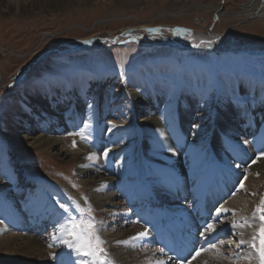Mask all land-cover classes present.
<instances>
[{
    "label": "rangeland",
    "instance_id": "rangeland-1",
    "mask_svg": "<svg viewBox=\"0 0 264 264\" xmlns=\"http://www.w3.org/2000/svg\"><path fill=\"white\" fill-rule=\"evenodd\" d=\"M249 1L145 0L131 7L123 6L117 0L63 3L52 0L33 6H30L31 0L0 1V195L8 201L15 197L21 187L18 174L25 172V179L38 181V186L33 187L49 199L58 215L50 224L43 215L34 220L35 226L23 223L28 236L38 238L46 248L50 246L49 249L57 253L66 250L60 243H53L60 224H67L69 217L75 218L77 223L83 221L85 227L91 223L92 234L102 241L100 247L104 254L100 260L114 264L107 249L109 241L102 238L103 231L98 227L116 228L124 217L117 215L115 219L120 222L112 223L111 218L97 215L90 207L88 187L79 184L85 179L77 177L75 164H65L64 159L52 152L29 148L28 142L37 136L50 135L60 126H71L67 133L69 141L89 150L94 149L103 137L107 155L100 157V161L110 163L115 155L121 157L119 165L107 177L118 178L126 171H132L135 180L149 185L151 182L146 179L147 169L141 153L140 125L150 108L137 107L133 95L156 101L158 107L152 113L157 117L160 132L168 140L174 138L170 143L174 142L177 148L185 146L178 137L179 127L184 126L189 136L186 146L196 145L201 150L199 136L217 125V110L226 104H257L259 108L254 110V115L263 119L252 137L262 138L264 13L258 19L237 26L232 42L222 47L214 49L206 44L199 45L195 40L198 32H222L237 23L222 19V11L238 12ZM214 5H218L220 11L213 10ZM148 29L158 31L152 33ZM89 37L97 38L99 43L82 47V41ZM170 39L179 40L185 47L163 43ZM38 99H41V105ZM185 99H191L185 105L189 104L192 108L188 109L193 113L184 119L179 108ZM77 102L85 104L82 113L75 109ZM258 153L257 157L260 156ZM208 157L212 164L210 170L213 171L215 166L217 169L213 156L206 155L202 159ZM42 171L52 178L35 174ZM210 174L208 182L212 180ZM65 187L74 190L79 197L66 191ZM178 189L175 193L181 195L177 193ZM236 193L229 197L226 193L221 194L223 200L214 204L216 209L228 205ZM149 197L152 202L153 194V198ZM189 197L187 204L192 207L193 196L189 194ZM140 201L124 207L129 216L153 212L152 206L142 207ZM155 201L162 203L156 208L164 210L165 216L176 213L175 205H181L170 196L166 201ZM5 205L0 207V224L4 227L8 225L1 216ZM261 214L264 213L252 215L257 223L250 232L252 238L259 236ZM240 241L231 231L230 235L221 238L218 248L232 258L247 250L256 253ZM256 242L259 245V239ZM69 251L55 254V258L63 261ZM77 260L91 264L92 257L80 256ZM0 264H6L2 257ZM254 264H258L257 254Z\"/></svg>",
    "mask_w": 264,
    "mask_h": 264
},
{
    "label": "bare ground",
    "instance_id": "bare-ground-1",
    "mask_svg": "<svg viewBox=\"0 0 264 264\" xmlns=\"http://www.w3.org/2000/svg\"><path fill=\"white\" fill-rule=\"evenodd\" d=\"M51 1L31 0L30 6L40 2L43 5ZM59 1L63 3L70 0ZM77 1L85 2L86 0ZM144 1L117 0L119 4L127 7L139 5ZM259 4L260 0H250L238 12L222 11V19L237 23L222 32H198L195 36L197 44H206L208 47L215 49L231 43L237 26L263 16L264 0H261V6ZM258 6L259 8H257ZM182 7L180 6L184 10ZM211 8L220 11L218 5ZM196 18L201 21L199 17ZM204 27H207V25L205 24ZM149 32L155 33L156 31ZM96 39L89 37L86 38V41L92 45L99 43ZM163 43L174 47H185L176 39L166 40ZM133 98L137 107L148 106L150 108V112L146 114L147 116L140 125L141 153L147 169L146 179L151 182L149 185H144L139 180H135L132 171H126L118 178L107 177L109 172L119 165L118 161L121 160V157L115 155L110 163H102L100 157L105 156V138L100 136V141L96 144V147L90 150L81 144L74 145L73 142L69 141L67 134L70 132L71 126H60L53 130L50 135L37 136L28 142V147L37 151L52 152L59 158L64 159L67 165L74 163L77 177H84L85 179L79 184L82 187H88L90 207L95 209L97 215L111 218L112 223L120 222L115 219L117 215L118 217L119 215L124 217V220L116 228H105V225L104 227H98L101 232L103 231L102 238L109 241L108 246H105H107L112 259H114V264H158V262H163L166 259L165 256H169V245H172V249L176 241L172 238V233L169 235L172 228L170 222L172 223V221L169 219L161 222L160 226H163V229L156 227L160 216H165L164 210L152 208V213L151 211L142 215L134 213V216H129L127 210L124 209L125 206L130 207L138 200H141L142 207H158L162 203L155 201V204L154 199L166 201L169 196L171 200H177L181 203L180 206L175 205L176 213L171 212L174 214H172L174 220L178 223H186L193 228L188 233V237L190 246H192L191 252L195 253L194 257H196L190 259L188 263L185 261L179 264H202V262L204 264H254L256 253L247 250L243 254L240 253L241 255H235V258L230 257V254L226 256L228 254L225 255V253L220 252L218 240L223 239L224 236L233 231L240 240L245 241L250 246L249 242L252 240L250 232L257 227L252 215L256 214L259 200L264 194V155H262L264 153V135L257 140L252 136L255 128L263 119L254 115V110L258 109L259 106H256L255 103L243 102L235 106L226 104L219 107L217 110L218 115H216L217 125L199 136L198 145H201L203 149L199 150L196 145L186 146L189 136L188 129L186 130L184 126L179 127L180 134L178 137L181 141H184L183 145L185 146L177 148L174 142L171 144L170 142L175 139L172 140L169 137L168 140L166 135L160 132L161 128L157 117L152 113L158 107L156 101L138 95H133ZM40 100L38 99L37 102L39 103ZM186 102H191V99H185L179 108V113L184 119L189 117L190 113H193L192 109H188L190 105H185ZM39 105L41 104L39 103ZM84 107V103L77 102L75 109L77 112L82 113ZM99 133L103 134L102 130ZM257 152L260 153V156L258 153L259 157L256 156ZM206 155L213 156L218 166L217 169L214 168L212 171L213 177L210 174L212 177L210 183L207 181V176L211 160L209 158L207 160L202 159ZM89 157L96 161H88ZM24 174L26 173L18 174V183L21 187L15 192V197L8 201L4 195H0V207L8 202L4 211L1 210L3 211L1 216L5 219V222H8V225L4 227L0 224V257L6 261V264H67V256L63 261L55 258V254L66 252L68 248L64 247L61 241L69 239L64 232L59 230L58 226L54 236L56 239H53V243H60L66 250L57 251L56 253L49 249L50 246L46 248L38 238L28 236L22 225L28 222L35 226L34 220L41 215L46 217L49 224L58 217L49 199L47 200L46 196L40 193L37 187H33L38 186V181L25 179ZM35 174L48 179L52 178L43 171ZM243 178L245 181L242 180ZM31 182L34 183L30 185ZM219 182L223 185V192L236 191L237 193L227 202L228 205L220 208L224 211L220 212L216 218L213 220H210L211 217L199 218V221L196 222L197 212L188 205L189 203L187 204V200L190 198L189 194L193 196V204L197 202L201 204L203 194L206 195L209 202H212L211 200L221 190L219 189ZM238 182L240 183L238 184ZM241 183L243 187H241ZM23 185L33 188L25 189L26 187H22ZM124 186L125 189H123ZM134 188H136V192H134ZM176 188H179L177 193L179 192L181 195L175 193ZM65 189L79 197V194L69 187H65ZM151 193L154 196L152 202L148 199ZM144 195H148V197L146 198ZM145 200L147 202L144 205ZM11 204L15 205L11 206ZM205 206H208L206 202ZM229 214L231 215L230 218L227 217ZM199 223L206 227L208 224H214L215 231L206 237H202L200 233L203 231L199 229ZM234 223L237 225L235 228L233 227ZM122 227L125 229H122ZM196 229L197 232H195ZM141 232H146L147 235L139 238L138 234ZM155 232L158 233L157 236H154ZM163 234L166 237L165 239H163ZM183 234L187 235V232L183 231ZM165 242H167L166 245H164ZM211 244L215 247L213 248ZM161 249H163V252L160 251ZM210 249L214 250L209 254L208 250L210 251ZM198 251L199 254H197ZM186 255L187 251L182 245L181 256L184 258ZM169 257L174 259L172 253ZM71 259L76 261L77 264L80 262L75 256H72ZM163 264L165 263L163 262Z\"/></svg>",
    "mask_w": 264,
    "mask_h": 264
},
{
    "label": "snow or ice",
    "instance_id": "snow-or-ice-1",
    "mask_svg": "<svg viewBox=\"0 0 264 264\" xmlns=\"http://www.w3.org/2000/svg\"><path fill=\"white\" fill-rule=\"evenodd\" d=\"M147 31H158V30L148 29ZM174 31L178 32L179 30H174ZM113 127H115V125H113ZM245 143H247V141H245ZM104 155L106 156L107 152H105ZM262 155H264V153H262ZM89 159H92V157H89ZM241 187H243L242 183H241ZM60 207L63 208L65 212L68 211V209L63 204H61ZM222 211H224V209H218L217 215H219L220 212ZM256 213H264V197L261 198L260 205H258L256 208ZM259 219L261 221L260 228L258 230L259 236L254 235L249 243L251 248L255 249L256 251L258 264H264V214H261L259 216ZM236 226L237 225L234 223L233 227L235 228ZM92 229H93V225L91 223H89L87 227H85L83 221L77 223L75 218L72 217L68 218L67 224H60L59 230L64 232V234L69 238L67 240L61 241L62 245L70 250L67 256V264H77L76 261H73L71 259L73 254H75V256L77 257L80 256L92 257L91 264H98V262L99 264H109V261L107 260L104 261L100 260L101 255L104 254V250L100 247L102 241H100L98 237H95L92 234ZM213 231H215V225L208 224L205 231L201 232L200 235L203 237L205 236L206 233L210 234ZM146 235H147L146 232H141L138 234V237L143 238ZM53 239H56V237H53ZM257 239H259V245H257L256 242ZM239 243L244 244L245 241L241 240ZM212 247L214 248L215 245H212ZM160 251L163 252V249H161ZM197 254H199V251L197 252ZM79 264H84V262L80 261ZM158 264H163V262L162 261L158 262Z\"/></svg>",
    "mask_w": 264,
    "mask_h": 264
}]
</instances>
